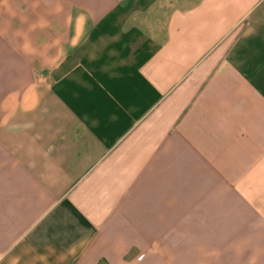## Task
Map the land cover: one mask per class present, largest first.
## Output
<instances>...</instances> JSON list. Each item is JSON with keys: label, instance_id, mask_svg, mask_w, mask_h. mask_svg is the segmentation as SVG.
Listing matches in <instances>:
<instances>
[{"label": "crops", "instance_id": "1", "mask_svg": "<svg viewBox=\"0 0 264 264\" xmlns=\"http://www.w3.org/2000/svg\"><path fill=\"white\" fill-rule=\"evenodd\" d=\"M0 264H264V0H0Z\"/></svg>", "mask_w": 264, "mask_h": 264}]
</instances>
